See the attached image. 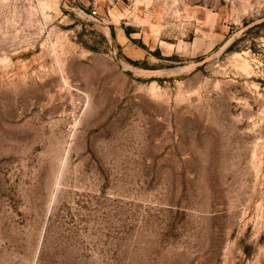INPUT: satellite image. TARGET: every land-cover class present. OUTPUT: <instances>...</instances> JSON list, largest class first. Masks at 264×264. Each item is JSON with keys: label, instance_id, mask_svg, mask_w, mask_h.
<instances>
[{"label": "rangeland", "instance_id": "1", "mask_svg": "<svg viewBox=\"0 0 264 264\" xmlns=\"http://www.w3.org/2000/svg\"><path fill=\"white\" fill-rule=\"evenodd\" d=\"M0 264H264V0H0Z\"/></svg>", "mask_w": 264, "mask_h": 264}, {"label": "built area", "instance_id": "2", "mask_svg": "<svg viewBox=\"0 0 264 264\" xmlns=\"http://www.w3.org/2000/svg\"><path fill=\"white\" fill-rule=\"evenodd\" d=\"M93 14V13H92Z\"/></svg>", "mask_w": 264, "mask_h": 264}]
</instances>
